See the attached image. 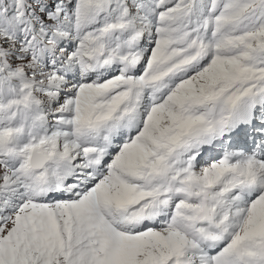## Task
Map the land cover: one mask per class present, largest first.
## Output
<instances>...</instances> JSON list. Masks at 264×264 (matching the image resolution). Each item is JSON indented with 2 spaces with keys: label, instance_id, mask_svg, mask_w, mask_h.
Wrapping results in <instances>:
<instances>
[{
  "label": "snow or ice",
  "instance_id": "snow-or-ice-1",
  "mask_svg": "<svg viewBox=\"0 0 264 264\" xmlns=\"http://www.w3.org/2000/svg\"><path fill=\"white\" fill-rule=\"evenodd\" d=\"M0 264H264V0H0Z\"/></svg>",
  "mask_w": 264,
  "mask_h": 264
}]
</instances>
